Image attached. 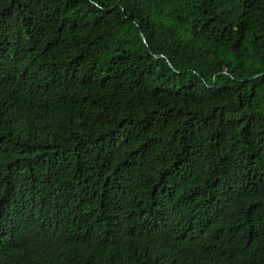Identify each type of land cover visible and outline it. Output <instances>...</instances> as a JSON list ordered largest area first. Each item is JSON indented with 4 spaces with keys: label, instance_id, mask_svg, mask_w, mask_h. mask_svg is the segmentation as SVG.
I'll return each instance as SVG.
<instances>
[{
    "label": "trees",
    "instance_id": "obj_1",
    "mask_svg": "<svg viewBox=\"0 0 264 264\" xmlns=\"http://www.w3.org/2000/svg\"><path fill=\"white\" fill-rule=\"evenodd\" d=\"M0 264H264V0H0Z\"/></svg>",
    "mask_w": 264,
    "mask_h": 264
}]
</instances>
